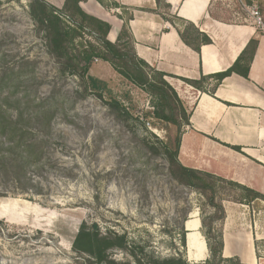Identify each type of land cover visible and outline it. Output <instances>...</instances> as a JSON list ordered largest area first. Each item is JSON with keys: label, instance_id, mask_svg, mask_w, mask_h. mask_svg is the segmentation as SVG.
<instances>
[{"label": "rangeland", "instance_id": "obj_1", "mask_svg": "<svg viewBox=\"0 0 264 264\" xmlns=\"http://www.w3.org/2000/svg\"><path fill=\"white\" fill-rule=\"evenodd\" d=\"M262 1L257 3L264 18ZM30 2L0 0V158H26L28 177L23 192L14 177L0 174V264H86L72 249L83 222L126 234L150 256L186 253V234L191 254L186 259L204 264L209 251L202 261L192 256L194 250L196 257L205 256L198 227L201 209L209 210L206 199L174 180L165 153L166 147L175 149L184 120L154 117L160 107L156 96L101 59L93 60L89 74L105 88L92 91L51 54ZM214 15L232 23L252 21L234 0H215ZM113 98L129 116L110 108ZM217 190V201L224 199L228 209V232L250 233L254 227L264 236V201L239 203L243 192L226 182ZM258 249L264 257V240ZM112 255L135 264L121 250Z\"/></svg>", "mask_w": 264, "mask_h": 264}, {"label": "crops", "instance_id": "obj_2", "mask_svg": "<svg viewBox=\"0 0 264 264\" xmlns=\"http://www.w3.org/2000/svg\"><path fill=\"white\" fill-rule=\"evenodd\" d=\"M44 1L59 10H63L67 2ZM214 4L215 0H163L162 4L158 0L79 1L83 13L110 26L107 35L110 42L116 43L127 28L136 55L155 70L167 74V82L189 108V124L181 136L180 163L264 195V31L253 21L232 23L216 17ZM173 15L194 24L212 42L202 45L200 51L188 46L177 30L184 26L169 21ZM252 39L257 40L258 45L248 78L234 73L226 77L214 93H211L215 85L212 79L204 83L203 89L187 82H198L203 77L228 70ZM224 207L223 256L238 258L244 264H263L258 242L264 240V236H258L254 227L250 233L232 235L228 232L231 224L226 204ZM201 226L200 221L198 233L205 244V256L196 257L198 253L194 250V261H202L208 255ZM186 254L191 256L188 239Z\"/></svg>", "mask_w": 264, "mask_h": 264}, {"label": "trees", "instance_id": "obj_3", "mask_svg": "<svg viewBox=\"0 0 264 264\" xmlns=\"http://www.w3.org/2000/svg\"><path fill=\"white\" fill-rule=\"evenodd\" d=\"M80 0H67L63 10L46 3L44 0H31L30 12L38 27L45 33L48 47L52 55L59 62L65 60L64 68L75 74H80L83 79L92 87V91H101L105 84L89 74L94 59H101L109 63L120 75L133 84L146 88L159 101V108L153 116L161 120L169 121L176 117L189 124V114L183 106L175 89L167 82L166 76L152 68L144 60L140 59L134 50L133 38L127 28H124L116 43L107 39L110 26L96 20L85 13L79 7ZM261 1V0H260ZM162 4L163 0H158ZM168 9L170 6L166 5ZM264 14V0L260 4ZM170 22H179L183 29L177 28L181 39L188 46L196 51H200L202 45L210 44L209 36L202 33L194 24L173 15ZM91 40H85V36ZM258 41L252 39L246 50L241 54L234 65L228 70L208 77H203L200 81H187L198 89H203L204 83L212 79L215 85L211 91L226 78L236 73L245 78L249 77L250 63L253 59ZM152 69L154 77L145 71ZM100 96H102L100 94ZM110 108L117 112L119 116H129V112L123 104L113 98L109 101ZM151 115V114H149ZM3 124V123H2ZM1 134L6 132L4 125ZM181 137L176 139L175 149L165 148L170 165V173L174 180L178 181L190 189H194L202 194L206 199V206L209 210L201 209L202 234L205 237L209 258L204 264H244L238 258H225L224 250V221L226 219V209L223 200L217 201V185L226 182L232 187L243 192L242 200L237 202L249 204L262 200L264 195L248 187L233 181H228L213 174L187 168L179 161V150ZM31 144V147H34ZM240 150V148H235ZM26 158H10L3 155L0 158V174L4 173L6 178H13L14 183H20L23 192L28 191V177L26 174ZM24 182L21 183V180ZM0 224H3L0 221ZM182 245L186 248V234L182 237ZM72 249L83 256L86 264H124L117 261L112 251L115 249L126 252L135 264H196L190 263L186 259V253L177 251L171 257H161L159 255L150 256L146 253L145 246H137L130 241L126 234L114 232H101L96 224L89 226L83 222L72 243Z\"/></svg>", "mask_w": 264, "mask_h": 264}, {"label": "built area", "instance_id": "obj_4", "mask_svg": "<svg viewBox=\"0 0 264 264\" xmlns=\"http://www.w3.org/2000/svg\"><path fill=\"white\" fill-rule=\"evenodd\" d=\"M234 2L249 14V17L259 29L264 30V18L258 7V0H234ZM262 129L264 131V120Z\"/></svg>", "mask_w": 264, "mask_h": 264}, {"label": "bare ground", "instance_id": "obj_5", "mask_svg": "<svg viewBox=\"0 0 264 264\" xmlns=\"http://www.w3.org/2000/svg\"><path fill=\"white\" fill-rule=\"evenodd\" d=\"M193 217V216H192ZM191 227H192V222H190L189 223V229H191ZM195 237V236H194ZM190 241L192 240V236L190 235V239H189ZM194 243L191 241L190 242V246H192ZM202 249H204V242L202 243ZM202 249L201 250H199L200 251V253L202 252Z\"/></svg>", "mask_w": 264, "mask_h": 264}, {"label": "water", "instance_id": "obj_6", "mask_svg": "<svg viewBox=\"0 0 264 264\" xmlns=\"http://www.w3.org/2000/svg\"><path fill=\"white\" fill-rule=\"evenodd\" d=\"M187 222H188V221L185 222V227H187ZM187 239H188V235H186V240H187Z\"/></svg>", "mask_w": 264, "mask_h": 264}]
</instances>
